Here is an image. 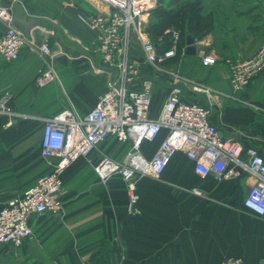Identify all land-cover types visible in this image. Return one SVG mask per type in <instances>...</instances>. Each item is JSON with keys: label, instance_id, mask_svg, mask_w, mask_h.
I'll return each instance as SVG.
<instances>
[{"label": "crops", "instance_id": "crops-1", "mask_svg": "<svg viewBox=\"0 0 264 264\" xmlns=\"http://www.w3.org/2000/svg\"><path fill=\"white\" fill-rule=\"evenodd\" d=\"M13 1L36 21L27 37L50 42L62 86L51 82L39 87L35 80L45 61L23 48L15 61L0 55V98L10 92L13 108L30 115L57 114L70 101L85 113L117 77V69L112 71L94 50L95 32L82 16L108 11L109 5L102 0ZM182 4L181 9L176 7L178 12ZM201 6L203 15L212 18L213 29L195 37L194 55L186 53L187 33L171 64L235 98L215 94L208 99L188 87L184 96L212 103L211 119L221 134L256 148L264 158V71L244 90L233 91L225 61L250 58L264 45V0H201ZM13 12L0 2V34L15 24ZM137 42L135 34L133 47L140 51ZM202 51L217 62L205 65ZM168 87L165 79L156 85L154 113ZM6 121L0 117V208L51 170L40 153L43 122L32 117L14 118L9 125ZM163 137L164 133L143 144L147 157L154 155ZM129 146L109 137L90 160L79 158L69 165L61 193L64 210L32 216L33 237L20 246L0 244V264H223L230 257L264 264V215L244 206L255 177L246 173L224 181L212 174L202 177L194 162L178 152L160 176L139 177L141 197L131 211L122 177L117 174L102 182L94 169L103 155L121 158Z\"/></svg>", "mask_w": 264, "mask_h": 264}, {"label": "built area", "instance_id": "built-area-1", "mask_svg": "<svg viewBox=\"0 0 264 264\" xmlns=\"http://www.w3.org/2000/svg\"><path fill=\"white\" fill-rule=\"evenodd\" d=\"M108 11L82 16L95 32L94 50L104 64L117 69L94 106L81 114L74 102L54 115H30L17 111L10 104L11 93L0 98V117L6 125L14 118H35L43 122L41 156L51 164V170L40 176L33 186L9 199L0 208V244L20 246L34 235L32 216L64 210L61 193L65 170L79 158H88L99 150L109 137L130 144L118 159L103 155L94 169L102 182L120 175L126 183L128 206L132 211L141 195L137 189L139 177L160 176L178 152H184L202 176L214 175L217 181L250 174L256 181L244 198V206L257 215H264V158L254 147H245L235 137L221 134L212 121V103L204 105L188 100L185 89L203 93L208 99L216 95L235 98L216 88L195 80L171 64L177 56L181 31L169 27L171 46L160 50L145 31L153 9L160 0H102ZM136 34L140 51L133 47ZM29 48L45 61L36 77L39 87L51 82L62 86L55 66L52 46L48 40L35 42L23 29L10 23L0 34V55L8 62L20 57ZM205 65L215 64L217 58L201 52ZM233 91L244 90L264 71V45L250 58H227ZM111 71V72H112ZM161 79L169 82L164 100L153 112L156 85ZM164 133L152 157L142 151L145 142H155ZM201 194L200 190H196ZM223 264H245L243 258L230 257Z\"/></svg>", "mask_w": 264, "mask_h": 264}, {"label": "trees", "instance_id": "trees-1", "mask_svg": "<svg viewBox=\"0 0 264 264\" xmlns=\"http://www.w3.org/2000/svg\"><path fill=\"white\" fill-rule=\"evenodd\" d=\"M184 4V8L179 12L176 7H168L160 3L153 9L151 13L152 22L149 24L147 30L160 50L171 46L170 35L164 33L169 27L177 28L181 31L178 52L181 51L187 33L195 37H203L213 29L212 18L202 13L201 0H189Z\"/></svg>", "mask_w": 264, "mask_h": 264}, {"label": "water", "instance_id": "water-1", "mask_svg": "<svg viewBox=\"0 0 264 264\" xmlns=\"http://www.w3.org/2000/svg\"><path fill=\"white\" fill-rule=\"evenodd\" d=\"M1 5L5 7H12L14 12H13V20L14 23L23 29L25 33L28 35L29 32L31 31L32 27L36 24L35 20H29L28 17L25 15L23 6L13 0H0ZM186 43H187V49L186 53L190 55H194L197 53V49L195 46L196 43V38L192 34H188L186 36Z\"/></svg>", "mask_w": 264, "mask_h": 264}, {"label": "rangeland", "instance_id": "rangeland-1", "mask_svg": "<svg viewBox=\"0 0 264 264\" xmlns=\"http://www.w3.org/2000/svg\"><path fill=\"white\" fill-rule=\"evenodd\" d=\"M55 1V3L57 2V1H59V0H54ZM188 2L189 0H185L184 1V3L185 2ZM178 2V4H176V3H174V5H173V7H177V8H182V6H183V4H182V2H183V0L182 1H177ZM171 3H173V2H171ZM160 4H164V5H169L170 6V3H168V0H160ZM152 22V19L150 18V20H149V22H148V24L146 25V28H148V26H149V24ZM225 61H226V59H225ZM227 63V62H226ZM201 103V102H200ZM202 104H204V105H208L207 103H204V102H202ZM123 155H125V152H123V153H120V156H121V158L123 157ZM118 159H120V158H118Z\"/></svg>", "mask_w": 264, "mask_h": 264}]
</instances>
